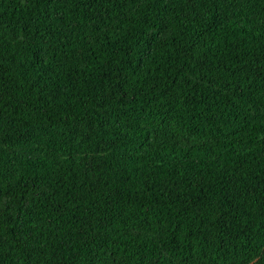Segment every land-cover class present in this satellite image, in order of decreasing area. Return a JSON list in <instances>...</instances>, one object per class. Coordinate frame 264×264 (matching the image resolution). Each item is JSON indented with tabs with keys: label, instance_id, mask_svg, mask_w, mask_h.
<instances>
[{
	"label": "trees",
	"instance_id": "obj_1",
	"mask_svg": "<svg viewBox=\"0 0 264 264\" xmlns=\"http://www.w3.org/2000/svg\"><path fill=\"white\" fill-rule=\"evenodd\" d=\"M0 264H264V0H0Z\"/></svg>",
	"mask_w": 264,
	"mask_h": 264
}]
</instances>
